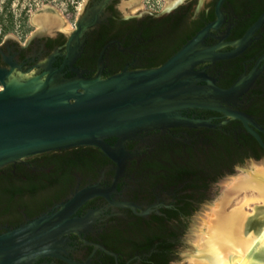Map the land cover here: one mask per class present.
<instances>
[{
    "label": "flooded vegetation",
    "instance_id": "1",
    "mask_svg": "<svg viewBox=\"0 0 264 264\" xmlns=\"http://www.w3.org/2000/svg\"><path fill=\"white\" fill-rule=\"evenodd\" d=\"M170 2L155 10V0H87L72 25L64 20L44 31L34 21L39 28L28 35H0V81L48 66L68 79L158 68L210 25L204 46L231 52L264 14V0H223L218 8L220 0ZM78 18L89 25L82 32ZM193 71L223 89L252 74L231 108L254 120L259 129L250 127L264 143V21L239 55L199 63ZM181 116L203 124L142 131L114 159L95 147H76L2 168L0 235L71 204L59 252L35 264H174L184 236L227 177L245 161L264 160V150L239 120L200 108L184 109ZM106 142L116 146L118 139ZM251 142L261 149L259 159Z\"/></svg>",
    "mask_w": 264,
    "mask_h": 264
},
{
    "label": "water",
    "instance_id": "2",
    "mask_svg": "<svg viewBox=\"0 0 264 264\" xmlns=\"http://www.w3.org/2000/svg\"><path fill=\"white\" fill-rule=\"evenodd\" d=\"M82 20L78 18L75 24L81 32L89 26ZM263 21L264 14L243 38L232 43L235 49L231 52L218 51L219 45L204 46L207 31L214 27L210 25L158 68L106 79H86L80 74L68 79L48 66L40 74L0 81V170L29 157L76 147H95L114 159L123 144L142 131L175 122L202 125L181 116L187 108L239 120L264 150L260 136L251 128L259 129L254 120L231 108L251 84L252 74L223 89L193 71L199 63L239 55ZM201 81L206 85H199ZM113 137L118 139L116 146L106 142ZM91 194L90 190L83 192L82 200ZM70 205L1 234L0 264H35L55 256L67 233Z\"/></svg>",
    "mask_w": 264,
    "mask_h": 264
},
{
    "label": "bare ground",
    "instance_id": "3",
    "mask_svg": "<svg viewBox=\"0 0 264 264\" xmlns=\"http://www.w3.org/2000/svg\"><path fill=\"white\" fill-rule=\"evenodd\" d=\"M44 6L37 16L53 14ZM54 16L39 18L47 31L57 24ZM72 27L65 24V31ZM223 193L202 215L194 235L190 264H264L258 258L264 250V166L253 165L240 177L227 180Z\"/></svg>",
    "mask_w": 264,
    "mask_h": 264
},
{
    "label": "rangeland",
    "instance_id": "4",
    "mask_svg": "<svg viewBox=\"0 0 264 264\" xmlns=\"http://www.w3.org/2000/svg\"><path fill=\"white\" fill-rule=\"evenodd\" d=\"M7 1L8 0H0V35L12 34L18 37L20 34L23 36L28 35L35 27L39 28L35 26L33 22L35 21L36 25H38L37 21L39 18L48 15L56 17V19H58V24L67 20V22L72 25L75 18L82 12L87 0H49L48 3H45L46 0H11L8 7H5ZM165 1L168 3L166 7L169 3H174L170 2L171 0H155V7L153 9H161ZM44 6L51 7L54 13L37 16L36 12ZM24 12H26V20H24ZM10 17L12 18V28L8 32H3L5 26L9 23ZM253 165L264 166V160L258 162L252 160L245 161L241 166L236 167L234 172L227 177V182L231 179L240 177L241 173L244 171H251ZM223 188L219 191L216 198L221 196L224 191ZM201 217L203 216H199L197 220L198 223H195L193 229L184 236L183 245L178 248V261L174 264H190L189 261L191 260L194 249V241L192 240H194V235L199 227ZM258 258L264 260V250H260Z\"/></svg>",
    "mask_w": 264,
    "mask_h": 264
},
{
    "label": "trees",
    "instance_id": "5",
    "mask_svg": "<svg viewBox=\"0 0 264 264\" xmlns=\"http://www.w3.org/2000/svg\"><path fill=\"white\" fill-rule=\"evenodd\" d=\"M10 1H11V0H8V1L6 2L5 7H8V5L10 4ZM48 2H49V0H46V1H45V3H48ZM26 17H27V16H26V12H24V20H26ZM11 28H12V18L10 17V19H9V23L5 26L3 32H8V31L11 30ZM249 146H250V148H251V151H252L253 155L256 157V159H259V157L261 156V154H260L261 149L256 145L255 142H251ZM232 163H233V162H232ZM164 264H168V262L166 261Z\"/></svg>",
    "mask_w": 264,
    "mask_h": 264
}]
</instances>
